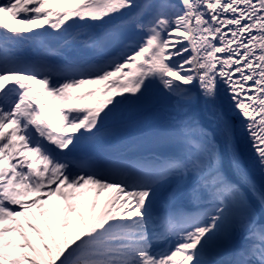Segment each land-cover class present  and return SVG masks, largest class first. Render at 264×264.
<instances>
[{
  "label": "trees",
  "instance_id": "trees-1",
  "mask_svg": "<svg viewBox=\"0 0 264 264\" xmlns=\"http://www.w3.org/2000/svg\"><path fill=\"white\" fill-rule=\"evenodd\" d=\"M38 2L45 18L29 28L38 31L46 23L42 34L45 41L53 31L56 34L61 30L54 44L75 58L111 51L118 58L96 71L100 79L65 86L66 98L60 104L51 93L37 88L47 124L57 119L59 110L70 120L56 129L49 126L47 134L54 154L46 150L33 154L26 139L8 134L1 141L4 150L0 163L6 159L21 168L28 185L20 195L6 199L2 191L7 184L0 180V264H147L149 248L129 240L141 231L136 224L137 207H147L148 203L138 200L132 205L134 211L124 205L127 198L116 193L119 185L84 180L72 187L70 183L74 168L104 174L89 160L121 157L139 150L157 154L166 151L177 162L159 168L137 164L123 168L119 175L125 172L136 182L150 176L163 177L154 194L157 197L165 191L171 196L169 204L192 199L213 203L211 209L187 218L193 224L212 220L215 209L221 214L213 220L215 227L193 228L197 238L204 239L200 245L205 259L196 258L192 264H232L235 255L230 254L227 244L237 230L239 244H258L251 250L252 260L264 264V228L252 232L251 221L256 216L243 194L231 186L224 190L203 186L213 173L218 149L205 129L190 123L197 102L190 93L192 66L186 59L187 51L178 50L186 32L178 27L171 8L161 5V0ZM101 7L103 13L96 14ZM54 12L63 23L54 25ZM144 82L154 92L152 106L132 101V94ZM80 85L87 95L76 100L80 89H75ZM37 92L31 93L36 99ZM70 106L77 112L67 111ZM74 154L89 160L74 159ZM168 175L172 177L165 180ZM160 202L164 203L161 197ZM185 219L182 215L178 222ZM160 234L164 235L165 229Z\"/></svg>",
  "mask_w": 264,
  "mask_h": 264
},
{
  "label": "rangeland",
  "instance_id": "rangeland-1",
  "mask_svg": "<svg viewBox=\"0 0 264 264\" xmlns=\"http://www.w3.org/2000/svg\"><path fill=\"white\" fill-rule=\"evenodd\" d=\"M107 2L108 1H105V4ZM173 2L176 3V7L179 8V10L174 7L172 10V16H178V18L174 20L177 22L178 27L186 32L184 41H182V45L178 48V50L181 49L182 51H187L186 59H190V64L192 66L191 75L193 83L190 88V93H192V95L197 100L195 105L196 115L190 123L191 125L197 126L199 130L205 129L207 135L209 138H212L218 149V157L213 165V173L210 175L212 177H210L208 180L209 182L207 184H203V186H208L210 184L214 188H220L224 190L226 187H230L232 182L234 189L236 188V190L243 194L244 199L248 204V200H250L254 205H260V208L257 209V207L254 212L256 216L255 221L264 222L263 202L259 198L257 192L253 190L252 183L247 179L244 169H242V167L239 165L238 160L235 159V154L232 151L231 143L227 134V124L216 115L217 106L213 92L214 85L211 82V76L209 74L208 76L205 75L208 73V67L210 66V57L208 46H206V43L204 42L209 31L206 26V20L203 16V10H201L198 0H173ZM178 2L181 3V5H179ZM1 3H5V6L0 8V26L5 29L2 28L0 30V51L2 52V57H4L3 60L0 59V129L13 131V134L16 136L19 134L24 135L25 122L31 127V132L29 134L30 138H28L29 146L35 154H38V152H40V150L43 148V146L41 148L38 140L40 138L46 140V124H44L41 113H39V110L34 106L33 103L30 102L28 96H24L23 88L26 87L24 84H27V80L29 79L24 81L23 79L17 77L20 76L19 74H22L21 71H24V68L17 66L18 70H13L11 64H14V61L7 58L5 55V50H17L18 52L27 54L28 56H32L31 54H33V58L35 60L37 59L40 65H43L44 67L40 70L37 69V71L33 70V73L31 72V74H29L30 79L35 81L36 88H46L49 93L53 95L55 101L58 104H60V100L66 98L63 91L65 86L69 84L77 85L75 83L80 81V79L81 81L89 82L90 80L96 81V79L101 78L98 76V74L96 75L93 73L92 70H90V72H78L76 69L85 68V66L91 64L96 65L97 68L102 70L104 67L103 64L108 59V57L101 55H107V52H100V54L90 55L89 57L94 58L93 61L87 62L84 60L78 62L75 59H72L69 54L66 55L63 51L59 50V48H56L53 45V43L59 39L60 31L50 37V41L46 43L41 40L34 42L29 35L28 27L26 28L24 26L22 28L16 29V31H12L8 27H12L13 22L18 26H23V22L28 21H32L31 23H34V20L37 18V14L34 12L35 7H31L30 4L26 2V0H0V4ZM162 3L166 2L161 1V4ZM36 4L39 6L38 2H36ZM99 13H103L102 7L96 12V14ZM88 17L91 18L90 16ZM56 23H63V20L59 18L57 19ZM75 67L76 69H73ZM26 74L22 75L26 76ZM29 85H31V83H29ZM82 86L83 85L78 86L75 90L84 87ZM141 86L142 88L137 89L132 94V101L139 102L144 107L152 106L155 101V98L152 97V93L154 92L148 90L149 87L148 83L146 82L142 83ZM85 91V89H80L76 93L75 99L77 100L81 96L87 95V91ZM84 102L80 103L84 104ZM77 103H79V101ZM22 106H24V108ZM67 111L70 110L67 109ZM71 111L77 112V110L74 109ZM56 117V120L51 119L48 123L49 126L54 129L59 128L64 121L69 120L67 115L62 113L61 110L57 112ZM73 124L74 123H72L71 126H73ZM45 148L47 150L48 148L52 149V146L50 145V147ZM42 150H44V148ZM166 153L167 152L165 151L164 155L158 157V160L148 157V161L155 162L157 164L159 160L161 161L165 158L169 159ZM0 157H2L1 151ZM83 159L87 158L82 157V160ZM10 163V160L7 161L6 159L0 163V180L7 184L6 189L2 191V196L6 199L20 195V193H22V191L27 188L28 184L25 180L24 171L21 168L17 169L16 166H13ZM123 163L124 162H117L115 164L119 165ZM94 164L98 167L111 165L101 164L96 161ZM7 166L10 169V172H8L9 170L7 169ZM4 168L7 170H4ZM75 172L77 173H74V176L70 178L72 187L76 186L78 181L84 180L91 183H100L99 181H103L104 183H111L114 185L119 183V192L116 191V193H118L122 198H124L123 196L127 198V201L124 202L125 206H131V210L136 211L132 205H136L138 200H145V202L148 203V208L137 207L139 215L137 216L138 221L136 224L140 227L139 229L141 231L140 233H134V236L129 241V243H142L149 245L147 247L151 248L149 253L151 262L147 264H192L196 258L200 260L205 259L202 256L203 250L202 246L200 245L204 239L201 237L197 238V236L193 233V228L196 227L198 230H202V228L206 227V225L209 227H215L213 220L219 219L221 216V214L216 209L212 212L211 215L214 217L210 221H204V223L198 224H193L191 221H184L180 226V230H178V227L172 226L166 235L159 237L157 234L162 228L159 226L163 220L161 218L159 224L155 225L156 219L160 217H157L153 210L152 212H149L148 209L150 207V203H158V205H160V209H162V212L169 205L168 202L171 200V196L169 194L167 195L165 191H161L157 197H155L154 194V189L158 188V183L163 177H160L159 179H149L148 181L144 182V186L141 188L139 186L136 187L127 184V179L125 178L120 180L121 182H118L120 179L118 174H110L109 176L103 177L101 175L95 174L90 176V174L86 173L85 171H81V173H78V171ZM170 177H172V175H168V177H165L164 179L168 180ZM230 180L232 181L230 182ZM58 192H60V190H58ZM160 197L164 203H160ZM188 201L191 206L194 205L197 207L195 210H203L213 205L210 202H203L201 204V202H197L193 199ZM178 202H180L177 203L179 205L175 207L180 210L181 200ZM233 204L236 205L234 202ZM148 224L151 228L148 227ZM254 226L257 228L255 224ZM258 227H260V225ZM177 231L179 232L173 233ZM187 233H192V237H185L184 235ZM237 233L238 230L233 232L235 236ZM233 244H235V242L232 240L229 245L230 252L235 255V261L233 264H256L255 261L252 260L253 252H251V250L253 249L254 245L256 247L258 244L254 243V241H251L242 247L238 245V249L235 252L232 249Z\"/></svg>",
  "mask_w": 264,
  "mask_h": 264
},
{
  "label": "bare ground",
  "instance_id": "bare-ground-1",
  "mask_svg": "<svg viewBox=\"0 0 264 264\" xmlns=\"http://www.w3.org/2000/svg\"><path fill=\"white\" fill-rule=\"evenodd\" d=\"M198 4L209 31L205 75L214 85L216 115L227 124L235 159L264 205V0Z\"/></svg>",
  "mask_w": 264,
  "mask_h": 264
}]
</instances>
